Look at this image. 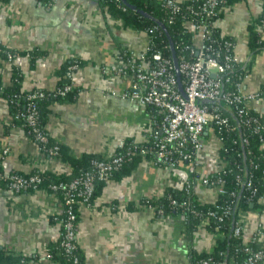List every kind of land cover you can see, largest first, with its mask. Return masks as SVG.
<instances>
[{
	"label": "crops",
	"instance_id": "obj_1",
	"mask_svg": "<svg viewBox=\"0 0 264 264\" xmlns=\"http://www.w3.org/2000/svg\"><path fill=\"white\" fill-rule=\"evenodd\" d=\"M50 1L0 3V47L16 53L12 61L0 56V86L9 87L16 71L22 77V91H54L58 69L71 59H80L83 64L73 76L77 100L48 108L45 129L49 138L73 157L109 158L129 142H146L159 128L161 114L124 97L135 90L136 83L119 69L124 68L122 56L135 58L146 70L151 67L149 59L137 58L148 44L147 34L122 28L106 16L100 0H57L51 5ZM261 8L262 0H236L220 10L214 23L220 36L234 42L236 69L246 72L241 86L244 94L264 88V49L252 53L248 47L249 27ZM260 34L264 41V30ZM35 50L44 55L36 56L30 68L29 53ZM23 52L28 54H19ZM247 107L264 114V99L248 101ZM200 139L203 148L193 164L166 169L143 161L128 176L106 184L90 206L80 207L76 240L83 264H191L192 251L211 252L215 238L204 227L197 226L190 234L182 215H164L147 202L181 190L191 175L197 199L214 202L215 192L204 187L202 180L224 167L219 155L222 144L211 126ZM0 170L23 175L33 170L70 173L66 163L38 151L1 98ZM61 213V202L54 194L42 190L13 194L1 187L0 250L26 258L27 264H59L48 254L61 236L57 220ZM258 234L257 241L264 247V207L247 212L243 240L249 242Z\"/></svg>",
	"mask_w": 264,
	"mask_h": 264
},
{
	"label": "built area",
	"instance_id": "obj_2",
	"mask_svg": "<svg viewBox=\"0 0 264 264\" xmlns=\"http://www.w3.org/2000/svg\"><path fill=\"white\" fill-rule=\"evenodd\" d=\"M56 1L51 0L50 5L56 3ZM223 2L224 0H204L198 13L202 15L203 20L200 23L189 21L185 24L188 32L192 34L193 49H189L188 46L179 47L180 54L177 61L186 98H183L178 91L172 60L164 58L159 53L152 54L149 59L152 65L146 70L134 61L135 58L122 56L124 68L119 69V72L128 73L136 83L135 90L127 93L124 97L135 100L143 106L152 107L161 114L159 128L146 142L141 143L151 144L148 147L140 148V154L143 156L149 155L146 162L154 167L176 169L180 164H193L196 154L203 148L200 138L205 128L208 126L229 128V120L224 114L225 109H229L236 117L239 128L259 136L264 132V114L256 113L247 107L248 101L264 99V88L254 93H242L241 86L246 78V73L238 72L233 55L223 52L225 49L234 50V43L224 42L216 46L217 41L211 36L212 26L208 20L216 16L218 8ZM179 4L176 0H164L163 6L170 15L168 24H171L172 17L179 12ZM260 15L264 21V0H262ZM154 30L162 33L158 27ZM196 39L199 40L198 45H195ZM150 46L151 41L148 37L145 51L137 58L141 60L147 58L146 52L149 51ZM186 52H189V55ZM192 55L193 58L190 57ZM14 57L15 55L8 54L7 59L12 61ZM75 69L76 65L68 68V78L72 77V72ZM139 85L142 89L138 91ZM66 90L67 87L58 90L57 94L63 96ZM42 96L43 92L41 91L28 94L27 100L30 102L26 105L25 110L18 114V117L24 120L30 134L33 135L38 151L43 154L48 140L37 126V113L32 102ZM197 102H205V104L198 105ZM217 140L222 144L221 138H217ZM260 142L264 145L263 136H260ZM242 143L247 145L248 140L244 138ZM138 147L137 144L131 143V147L124 156L113 155L103 160L93 161L90 172L65 186V193L61 201L62 213H64L65 219L60 222L64 230L60 247L63 256L72 264H79L75 255L78 248L76 240L78 217L72 209L73 205L76 204V199H81L82 204L90 206L88 202L94 191L95 182L110 183L113 173L122 166L127 157L131 156V150H136ZM57 155V147L48 150V156L56 158ZM222 168L214 178L208 177L202 180V185L213 190L216 196L226 194L222 188L224 182L219 176ZM189 173H194L193 167L189 169ZM1 183L13 194H21L28 190H36L40 178L36 175L24 177L18 174L0 172ZM185 185V190L188 192L191 183L187 181ZM237 185L247 188L250 197L256 195V191L252 189L251 177L245 176L242 179L238 176ZM62 187V184L52 186L51 190L57 191ZM235 195L232 193V196ZM231 212L230 207L221 209L224 216L230 215ZM160 213L162 212L160 211ZM210 216H212V213ZM246 216L247 213L239 214L233 228L235 237L239 238L243 235ZM205 222L200 223L198 226L204 227ZM259 232H261V229L258 226ZM259 235H256L251 242L260 244L257 241ZM261 262L264 264V253L256 252L250 254L244 264H260ZM200 264H210V260L202 261ZM214 264L227 263L224 261Z\"/></svg>",
	"mask_w": 264,
	"mask_h": 264
},
{
	"label": "trees",
	"instance_id": "obj_3",
	"mask_svg": "<svg viewBox=\"0 0 264 264\" xmlns=\"http://www.w3.org/2000/svg\"><path fill=\"white\" fill-rule=\"evenodd\" d=\"M8 1L9 0H0V3H7ZM235 1L236 0H224L218 8L216 16L208 20L212 26L211 36L217 41L216 46L223 44L224 42L234 43L231 38L220 36L219 31L214 28V23L222 14L220 10L230 6ZM100 2L105 9L106 16L119 22L122 25V28L141 31L147 34L151 41L150 49L146 52L147 59H150L152 54L159 53L164 58L171 60L168 39L163 32L159 33L154 30V28L157 27L154 23L126 8L120 0H100ZM126 2L130 6L135 7L136 10L143 11L164 24L171 39L176 57L180 54L179 47L188 46L189 49H193L191 43L192 34L188 32L185 24L189 21L200 23V21L203 20L202 15H199L198 13L204 0H188L184 3H180L179 12L172 17L171 24H168L170 15L168 10L163 6L164 0H126ZM263 30L264 21L259 14L253 24L249 27L248 47L252 53L264 49V41L261 40L260 34ZM223 52L233 55V50L225 49ZM186 53L189 55V52ZM8 54L15 55L16 53L7 51L6 49L4 50L0 47V56L8 58ZM19 54H28V52ZM29 55L32 57L30 61V68H32L36 56L42 57L44 54L35 50L30 52ZM190 57L193 58V55ZM82 64L83 62L80 59H71L57 71V76L59 78L57 88L54 91H41L43 92V96L32 101L37 113V126L48 140L43 154L48 155V150L50 148L57 147L58 155L55 159L66 163L70 167V173L65 175L54 174L48 171L42 172L33 170L28 174H18L24 177L36 175L40 178V183L37 185L36 190H28L24 193H33L42 190L54 194L61 202L65 193L64 188L66 185L74 180L82 178L85 173L90 172L92 170L93 161L105 159L91 154H82L80 157L69 156L59 144H56L49 138L45 129L48 108L53 104L73 103L77 100L78 89L74 87L73 76ZM72 65H76V69L72 72V77L68 78V68ZM237 71L240 73H246L240 70ZM21 82L22 77L19 72L14 71L11 85L9 87L0 86V98L4 99L8 104L14 123L19 124L28 137L34 142L33 135L30 134L29 128L25 125L24 120L21 117H18V114L23 112L28 102H30L27 100V95L34 91H22ZM65 87H67L65 94L63 96L58 95V90L64 89ZM224 114L229 120V128L211 127L214 130L216 138L222 139V148L219 151V155L221 161L224 163V167L219 173V176L224 182L222 188L225 190L226 194L217 195L213 203H201L193 193L194 175H191L188 178L189 180L187 179L188 182L191 183V188L188 192H186V185H184L181 190L168 191L163 197L157 200L154 199L152 201H147L148 205L157 206V210H161L164 215H182L184 217L187 231L190 234H192L200 223L206 221L204 229L211 233L215 238L213 248L210 253H197L192 251L190 254L191 264H200L202 261L206 260H210V264L224 261L227 264H244L250 254L256 252L264 253V247L261 244L251 241L244 242L243 236L238 238L233 235L234 224L236 223L239 214L260 212L264 207L263 204H261V201L264 199V147L262 142H260V136H263L264 138V132L261 133L260 136L253 135L251 132L238 127L237 119L232 112L229 113L225 111ZM244 138L248 140L247 145H243L242 143ZM150 144L151 143L137 144L139 147L136 150H131V156L129 158L127 157L122 166L113 173L111 180L119 181L133 172L141 162L147 161L149 155H141L140 148L148 147ZM130 147L131 143L129 142L114 155L124 156ZM0 172L2 171L0 170ZM215 175L210 178H214ZM238 176L242 179L245 176L251 177L252 189L256 191L254 197L249 196V190L247 188L237 185ZM61 184L63 185L61 189L57 191L51 190L52 186H59ZM105 185L106 184L103 182H95L94 191L88 204L91 205L93 199L100 194ZM1 187L5 186L1 183L0 188ZM232 193L236 195L232 196ZM82 203L83 201L81 199H76V204L72 207L74 214L78 217L77 222H79V209L81 205H86ZM224 207L231 208L232 212L230 215L224 216L221 213V209ZM211 213L212 216H210ZM64 219V213H61V215L57 217L59 222ZM63 232L64 230L61 226L59 242H57L54 249H50L48 256L52 262H58L59 264H72L71 261L63 256L60 247ZM75 255L78 258V263L83 264L78 248ZM0 264H27V259L0 250ZM260 264H263V262Z\"/></svg>",
	"mask_w": 264,
	"mask_h": 264
},
{
	"label": "water",
	"instance_id": "obj_4",
	"mask_svg": "<svg viewBox=\"0 0 264 264\" xmlns=\"http://www.w3.org/2000/svg\"><path fill=\"white\" fill-rule=\"evenodd\" d=\"M120 1L126 8H128L132 12H136L140 16H142L145 19H147V20L151 21L152 23H154L163 32V34L166 36V38L168 39L169 45H170L171 60H172L173 69H174V72H175V75H176V79H177V83H178V91L180 92V94L182 95L183 98H186V95H185V93L183 91V87H182V84H181V76H180V73H179L177 57H176V54L174 52V48H173L171 39H170V37H169V35L167 33V30H166L164 24L161 23L159 20H156L155 18H153L151 15H149V14L143 12V11L136 10L135 7L130 6L126 2V0H120ZM197 104L198 105H202V104H205V102H197Z\"/></svg>",
	"mask_w": 264,
	"mask_h": 264
}]
</instances>
